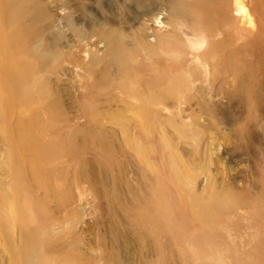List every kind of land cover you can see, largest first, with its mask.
Returning a JSON list of instances; mask_svg holds the SVG:
<instances>
[{"label":"bare ground","instance_id":"6f19581e","mask_svg":"<svg viewBox=\"0 0 264 264\" xmlns=\"http://www.w3.org/2000/svg\"><path fill=\"white\" fill-rule=\"evenodd\" d=\"M248 54L264 64V0H0V264H108L134 234L161 257L264 264V77ZM79 130L107 151L124 218L89 211L96 245L77 195L92 209L98 190L60 165Z\"/></svg>","mask_w":264,"mask_h":264},{"label":"rangeland","instance_id":"374dc122","mask_svg":"<svg viewBox=\"0 0 264 264\" xmlns=\"http://www.w3.org/2000/svg\"><path fill=\"white\" fill-rule=\"evenodd\" d=\"M60 13V12H59ZM164 14H160L157 21H149L148 25L150 26V30L153 28H159L162 23L160 22L163 19ZM62 24V21H60ZM249 55V54H248ZM246 59L250 60V64L252 68L258 69L259 74L261 77H264V64H262L260 61H257V57L255 55H246ZM262 77V78H263ZM232 81V80H231ZM263 84H264V80ZM67 93V94H66ZM74 93L70 92H62V100L65 103L66 109L71 111H80L82 109V100L77 99L74 100ZM64 96V97H63ZM241 106L236 105L233 107L232 112L233 113H240ZM255 129V137H254V143L258 146L264 145V117L259 119V122L254 126ZM87 131H77L78 135V145L76 146V152H70V155L64 156V159L60 165L64 167V170H68V174L70 176L74 175L75 177L77 174L81 173L85 177L88 175H91V179L94 182L95 187L98 190V200L99 205L97 207H94L91 209L93 201V198L88 193H83L82 195H77L78 200L80 198H87L85 199L86 204L84 205L85 209V218L84 223L81 224V232L86 237V239L91 238L93 240V245H96V232L97 228L95 226L94 220L91 218V215L89 211L96 212V215H98L97 219L102 221L104 226H108L107 222L114 220L118 223V220L115 218V212L117 215H119L120 220L124 221L123 218V212L122 209L119 208L116 204L113 202V198L111 197V188L113 184V177L110 172V169L108 166L104 163V160L102 159L103 155L106 156V153L103 152L102 149L97 147L98 145L91 143V137L88 136L85 141H82L83 136L87 135ZM63 138H65V135L63 134ZM65 141V140H64ZM88 141V142H87ZM110 142V141H109ZM108 150H110L109 145ZM78 153V154H77ZM76 154V155H74ZM101 154V155H100ZM74 155V156H72ZM225 154L221 153L219 154V157H224L223 161H226V158L224 156ZM72 156V157H70ZM69 157V161H67V158ZM232 160V165L235 167H238L240 164L245 163H253V160L245 156V158L232 156L230 161ZM117 169L120 173L121 170L119 168H122L123 166V155L117 154L116 159ZM240 165V166H241ZM120 189L121 192L123 190V185L120 183ZM74 193H78V190L74 191ZM90 201V202H89ZM91 209V210H90ZM120 225H123L122 222H119ZM126 225L124 224V228ZM127 229V228H126ZM109 231V232H108ZM105 238H114L113 232H111L110 229H108L106 232ZM112 234V235H111ZM128 236V235H127ZM130 236V237H129ZM131 241H129V244H127L119 240V243L122 245L121 250H114L112 256L110 257V260L107 261L108 264H196V258H193L191 256H182V254L179 252V248L175 245L172 247H168L163 257L159 256L157 251L153 248L156 247V244H154L151 241H142L141 237L138 239L135 234L133 236L129 235ZM90 239V240H91ZM138 243V244H137ZM248 248H251V244L248 245ZM176 248V249H175ZM243 253V248L239 249ZM244 257H247L248 255L246 253L243 254ZM190 258V259H189ZM195 261V262H194ZM192 262V263H190ZM215 264H219L218 261L215 262Z\"/></svg>","mask_w":264,"mask_h":264}]
</instances>
